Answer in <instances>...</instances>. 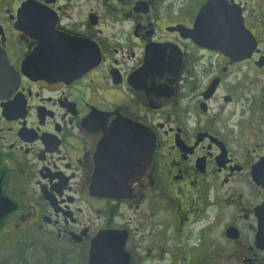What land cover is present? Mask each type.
Here are the masks:
<instances>
[{
  "label": "flooded vegetation",
  "instance_id": "flooded-vegetation-1",
  "mask_svg": "<svg viewBox=\"0 0 264 264\" xmlns=\"http://www.w3.org/2000/svg\"><path fill=\"white\" fill-rule=\"evenodd\" d=\"M0 264H264V0H0Z\"/></svg>",
  "mask_w": 264,
  "mask_h": 264
},
{
  "label": "water",
  "instance_id": "water-1",
  "mask_svg": "<svg viewBox=\"0 0 264 264\" xmlns=\"http://www.w3.org/2000/svg\"><path fill=\"white\" fill-rule=\"evenodd\" d=\"M203 10V9H202ZM199 14H201V12L199 13ZM241 56H242V54H240ZM139 159H142V158H140V157H135V158H133V159H131V163H133V162H135V161H138ZM133 175H135V174H133ZM124 175H120V177H123ZM119 177V176H118ZM123 192H122V190H116L115 188H111L110 190H109V192H108V194L107 195H115V196H121V194H122Z\"/></svg>",
  "mask_w": 264,
  "mask_h": 264
}]
</instances>
